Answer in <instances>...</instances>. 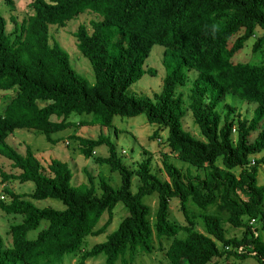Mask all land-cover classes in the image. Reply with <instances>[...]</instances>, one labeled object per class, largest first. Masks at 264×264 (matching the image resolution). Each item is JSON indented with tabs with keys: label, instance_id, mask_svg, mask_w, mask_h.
Here are the masks:
<instances>
[{
	"label": "trees",
	"instance_id": "1",
	"mask_svg": "<svg viewBox=\"0 0 264 264\" xmlns=\"http://www.w3.org/2000/svg\"><path fill=\"white\" fill-rule=\"evenodd\" d=\"M30 4L32 12L26 18L11 16L12 33L6 31L0 13V90L14 89L0 109V153L18 169L0 168V174L34 183L29 192L3 188L10 199L0 197V208L22 214V219L10 224V244L0 235V264H57L66 253H78L77 264L100 253L104 264L118 259L127 263L126 254L131 260L138 251L153 250L154 235L170 237L165 251L169 264H222L221 258L234 259L227 264H245L249 256L264 264V183L257 178L264 153L253 156L264 149V0H31ZM85 10L99 18L91 19L90 27L79 23L73 35L92 65V83L73 67L68 51L49 40L50 23L63 26ZM257 27L262 32L252 51L258 61L235 60L233 55ZM155 43L164 46L166 73L160 90L151 95L129 92L130 84L144 72L156 73L154 67L143 66ZM188 69L196 75L185 105L177 86L186 83ZM226 94L254 102L252 116L238 119L235 126L234 107L225 103L224 113L218 108ZM188 109L201 137L183 126ZM72 112L91 115L76 121L69 117ZM141 112L148 121L167 128L170 149L196 166V172L163 156L168 176L163 178L151 169L150 156L140 159L136 168L129 167L108 134H72L86 157L106 144L108 153L96 160L120 175L115 186L104 176L95 183L87 171L86 182L73 184L67 161L52 157L45 168L29 145L22 152L7 141L18 127L37 129L56 142L52 133L70 125H109L114 114ZM157 132L156 128L153 134ZM134 173L139 183L132 191ZM153 192L157 207L151 215L143 196ZM172 196L179 199L184 222L169 217ZM45 197L57 198L64 206H39L32 200ZM118 201L127 212L117 226L104 239L82 248L88 234L106 230ZM104 212L108 217L97 226ZM42 219L47 223L37 234L26 236ZM195 219L204 231L195 227ZM225 222L242 227V233L227 235Z\"/></svg>",
	"mask_w": 264,
	"mask_h": 264
},
{
	"label": "rangeland",
	"instance_id": "2",
	"mask_svg": "<svg viewBox=\"0 0 264 264\" xmlns=\"http://www.w3.org/2000/svg\"><path fill=\"white\" fill-rule=\"evenodd\" d=\"M31 0H0V13L6 19V31L12 33L14 24L11 16H14L17 20L21 21L26 18L28 14L32 12ZM93 18H99V15L91 10H85L79 12L77 16L67 20L65 25H56L50 23V42L58 41L69 53L70 62L73 67L81 73L90 83L94 82L95 75L92 65L85 55L79 50L77 46V40L73 35V31L79 25V23H86L90 25V20ZM90 27V26H89ZM262 32L260 27L256 28L255 34L250 36L245 42L242 48L237 51L233 57L235 60H251L258 61V57L252 51V43L255 37ZM163 51L164 46L161 44H153L150 52L144 60L143 66L147 68L152 66L155 68L156 73L150 74L147 71L144 72L136 81L132 82L128 87V91L137 94H150L153 91H158L161 88L163 77L166 73V68L163 63ZM188 78L186 83L177 86V91H181L184 97V103L187 105L189 99V87L191 86L192 79L196 75L194 69H188ZM14 89H2L0 90V109H3L10 100ZM208 98V96H207ZM41 101L40 103H43ZM226 104L232 105L234 110L231 112V119L236 126L237 120L242 117L250 118L253 114L255 103L249 102L239 98L233 94H226L222 102L218 105L219 110L224 113L226 111ZM91 113L72 112L69 117L78 121L82 118L90 117ZM56 117V115H52ZM183 126L190 130L194 135L201 137L197 128V125L193 123V117L190 109L187 110L183 117ZM157 128L158 132L153 134ZM233 138L235 137V131H233ZM98 133H105L110 135L111 139L116 143L117 149L123 159V161L131 168H136L140 159L145 156H150L151 169L163 178H168L164 168L162 167V157L167 156L174 164L185 170L187 167L193 172H196V166L191 165L179 157L176 153L170 149L167 140V128L160 126L155 122H150L146 119L144 112L136 115H121L114 114L112 122L109 125H101L98 123L91 124H75L70 125L62 130H58L52 133V136L57 137L56 142L49 141L44 132L37 129L18 127L14 129L7 137L9 144L15 146L19 151H24L27 145L34 151V153L40 158L42 164L47 166L52 157H58L68 162L73 171L71 182L73 184H79L87 181V171H89L95 183L98 182L100 176H104L113 185H118L120 181V175L118 171L111 170L109 165L105 162H99L96 160L97 155H106L107 145L101 144L95 147L93 154L89 157L84 156L79 150V142L72 134H80L88 137H95ZM250 135V137H252ZM264 153V149L257 152L256 155ZM219 164L221 160L217 161ZM0 168L6 172H17L18 169L14 168L10 160L0 153ZM202 170V169H201ZM239 168H235V172H238ZM257 178L259 183H264V165L258 166ZM139 183L138 176L134 173L131 178V190L135 191L137 184ZM4 186H8L15 192H29L33 189L34 183L31 180L24 182L19 181L17 178L10 177L4 179L0 174V197L4 200H9L10 196L3 190ZM35 204L39 206L52 205L54 207L62 208L63 203L53 197L45 198H33ZM143 201L150 206L151 215L154 214L157 207V194L155 192L146 194L143 196ZM127 210L121 201L116 202L112 209V218L109 225L104 232L91 235L88 234L82 244V248H88L93 243L105 238V235L117 226L120 219L126 214ZM108 217V213L104 212L97 223V226L102 225ZM169 217L172 220L184 222V216L179 207V199L176 196H172L169 204ZM153 218V216H152ZM22 219V214L6 213L0 208V235L3 238L5 244H10L11 236L9 233L10 224L18 222ZM195 227L201 231H204L202 223L195 219ZM47 223L46 219H42L38 226L29 229L26 232V236L33 237L37 234L42 225ZM227 235H240L242 233V227L232 226L225 222ZM182 234V233H179ZM170 241V237L162 236L161 239L154 235V248L151 252L138 251L133 259L128 258L126 254L127 263H123L120 259L115 264H169V260L166 256V248ZM221 245L220 242H218ZM78 253H66L64 254L60 263L57 264H77ZM234 259L229 258L225 260L221 258L222 264L231 263ZM245 264H260L255 257L249 256L244 260ZM84 264H104V255L98 254L96 257L88 258Z\"/></svg>",
	"mask_w": 264,
	"mask_h": 264
},
{
	"label": "built area",
	"instance_id": "3",
	"mask_svg": "<svg viewBox=\"0 0 264 264\" xmlns=\"http://www.w3.org/2000/svg\"><path fill=\"white\" fill-rule=\"evenodd\" d=\"M239 248H241V246H239Z\"/></svg>",
	"mask_w": 264,
	"mask_h": 264
}]
</instances>
